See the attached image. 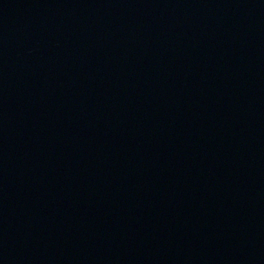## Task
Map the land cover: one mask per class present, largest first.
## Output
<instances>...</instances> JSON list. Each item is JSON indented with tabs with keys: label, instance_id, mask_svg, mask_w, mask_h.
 <instances>
[{
	"label": "water",
	"instance_id": "water-1",
	"mask_svg": "<svg viewBox=\"0 0 264 264\" xmlns=\"http://www.w3.org/2000/svg\"><path fill=\"white\" fill-rule=\"evenodd\" d=\"M0 264H264V0H0Z\"/></svg>",
	"mask_w": 264,
	"mask_h": 264
}]
</instances>
